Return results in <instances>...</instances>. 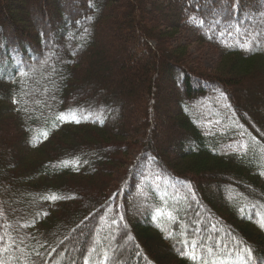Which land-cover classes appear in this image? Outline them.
Returning <instances> with one entry per match:
<instances>
[{"label":"trees","instance_id":"1","mask_svg":"<svg viewBox=\"0 0 264 264\" xmlns=\"http://www.w3.org/2000/svg\"><path fill=\"white\" fill-rule=\"evenodd\" d=\"M37 1L0 0V264H264V105L229 90L264 93V0Z\"/></svg>","mask_w":264,"mask_h":264},{"label":"rangeland","instance_id":"2","mask_svg":"<svg viewBox=\"0 0 264 264\" xmlns=\"http://www.w3.org/2000/svg\"><path fill=\"white\" fill-rule=\"evenodd\" d=\"M30 1H32V0H30ZM48 3L51 4L50 1ZM36 4L39 6V4H42V3L40 0H38L36 2ZM37 9H38L37 12L34 11V15L36 14L35 16H41L43 18L44 17H47V18L51 17L50 12H52V10H51V8H48V5H46L45 3H44L43 7L37 8ZM182 29L183 28H181V31H179L175 37L178 39V42L180 43V45L183 47V48H181V50H183V52L186 53L185 56L188 57V59H189L188 61H194V63H196L195 67L198 66L199 68H202L203 70L213 69L214 66L216 65V63L218 62L219 58H220L219 51L210 45L200 44V42H198L194 38L193 33L191 31H189L187 29H185V30H182ZM123 31H125V30L120 27V29H117L116 35L119 32H123ZM113 32H114V30H109V32L107 33L109 37H107V35H106L105 40H110V35L113 34ZM110 46H113V48L110 49V48L106 47L105 52H108V53L104 56L103 60L101 58L100 59L103 61V64L106 67H108V64H109V66L111 65L110 69H109L110 71L106 73L109 76V77L107 76L108 80L103 81V82H105V86L107 85V87L109 88L110 94L116 95L117 90H120L121 86L124 87L123 89H125V87H126L124 82L123 83H122V81L120 82L121 72L119 70L121 68V65L124 66V68H125L124 71H129L133 75L136 74L137 68H136L135 62L133 60L132 61L125 60L122 62L120 61V58L116 53V48L120 47L118 44V41H114V42L111 41ZM132 66H135V67H132ZM110 73H112V74H110ZM96 85H97V88H99V86H101V85H98V83ZM133 86H134V84L132 85V87ZM230 88L231 89H229V88L228 89L231 91V93L233 95H235L236 97H238L239 99H242V101L244 103H246L247 100H252V102H255V100H259L262 103V105H264V93L257 95V93L259 94V91H260L257 88L253 89V87H250L247 83H241V85H239V86H232ZM255 90L257 91L256 95H253L255 93L251 94L252 91H255ZM115 97H117V95ZM117 100L119 101V99H117ZM164 126L166 128H169L168 127L169 125H167V124H164ZM164 135L165 134H163V137H164ZM160 142L163 145L167 144L166 140L164 138H161ZM259 160L262 163V165H264V155L261 156ZM122 185H123L122 178L120 176H117L114 179V182H112V187L110 188L111 195H113L115 193L117 186H122ZM125 188H126V185H123L122 189L125 190Z\"/></svg>","mask_w":264,"mask_h":264},{"label":"snow or ice","instance_id":"3","mask_svg":"<svg viewBox=\"0 0 264 264\" xmlns=\"http://www.w3.org/2000/svg\"><path fill=\"white\" fill-rule=\"evenodd\" d=\"M53 198H55V197H53ZM261 226L264 227V220H262ZM245 251L248 252L249 256H251V249H245Z\"/></svg>","mask_w":264,"mask_h":264}]
</instances>
